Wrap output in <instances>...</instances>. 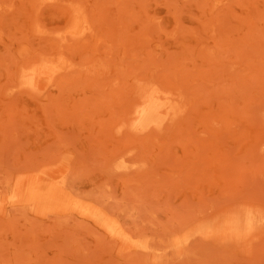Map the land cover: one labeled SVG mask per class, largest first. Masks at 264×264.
<instances>
[{
  "label": "rangeland",
  "instance_id": "1",
  "mask_svg": "<svg viewBox=\"0 0 264 264\" xmlns=\"http://www.w3.org/2000/svg\"><path fill=\"white\" fill-rule=\"evenodd\" d=\"M0 264H264V0H0Z\"/></svg>",
  "mask_w": 264,
  "mask_h": 264
}]
</instances>
